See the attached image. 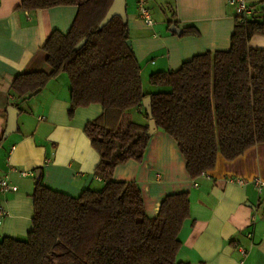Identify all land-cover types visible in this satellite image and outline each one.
<instances>
[{
  "label": "trees",
  "instance_id": "obj_1",
  "mask_svg": "<svg viewBox=\"0 0 264 264\" xmlns=\"http://www.w3.org/2000/svg\"><path fill=\"white\" fill-rule=\"evenodd\" d=\"M113 0H21L26 11L61 5L77 7L67 32L52 30L42 48L49 71L15 76L10 93L24 99L64 72L69 79L70 116L80 106L99 104L100 115L83 131L99 155L94 174L101 189L74 197L44 186L41 176L31 197L32 228L23 239L0 237V264H181L179 232L189 216L187 192L166 195L155 217L146 213L141 189L133 181L112 179L118 164L141 162L148 141V116L142 102L151 97L156 129L177 144L191 178L264 143V47L250 46L264 33L262 8L234 28L227 50L206 51L176 70L155 71L153 93L142 89L140 65L128 24L113 16L100 22ZM184 33L197 35L192 27ZM85 40L81 46L78 43ZM140 110L144 122L133 114Z\"/></svg>",
  "mask_w": 264,
  "mask_h": 264
},
{
  "label": "crops",
  "instance_id": "obj_2",
  "mask_svg": "<svg viewBox=\"0 0 264 264\" xmlns=\"http://www.w3.org/2000/svg\"><path fill=\"white\" fill-rule=\"evenodd\" d=\"M229 1L146 0L153 20L146 25L138 15L137 0H126L128 34L145 92L167 88L149 84L152 72L176 70L194 55L229 48L235 22L234 6ZM245 1L256 9L264 2ZM20 2L0 0V178L6 175L17 186L15 191L0 192V206L6 210L0 218V237L23 239L32 228L31 194L37 168L44 186L74 197L86 188L101 189L105 181L95 178L99 155L83 131L85 123L98 117L102 108L96 103L80 106L70 116L66 73L51 78L28 98L17 99L10 93L16 75L50 70L42 46L52 30L68 31L77 7L26 11L18 7ZM171 25L183 31L192 27L198 34H176L169 30ZM249 44L264 47V33L253 36ZM9 106L18 110L16 129L4 136ZM133 117L144 122L140 110ZM19 170L30 174L21 176ZM207 173L209 176L191 178L176 142L156 129L143 160L118 164L112 179L139 186L149 217L157 215L166 195L188 193L189 216L179 232L177 262L264 264V195L259 196L249 182L239 185L230 180L254 176L264 180V143L231 160L219 155ZM240 249L245 250L244 256Z\"/></svg>",
  "mask_w": 264,
  "mask_h": 264
},
{
  "label": "built area",
  "instance_id": "obj_3",
  "mask_svg": "<svg viewBox=\"0 0 264 264\" xmlns=\"http://www.w3.org/2000/svg\"><path fill=\"white\" fill-rule=\"evenodd\" d=\"M146 0H137L138 6V15L144 21L146 25H151L153 23L152 16L150 10L146 5ZM230 4L234 6V14L239 18V24H241L247 17L252 14V8L246 3L245 0H230ZM12 169H15L14 167ZM21 176L28 175V171L26 170H19ZM32 173V172H31ZM30 174V173H29ZM201 176H209L207 172H202ZM97 180H103L100 176L95 175ZM239 185H245L246 183H251L255 188L257 194L259 196L264 195V180L260 176H254L251 179H245L243 177H237L234 179H230ZM193 185H197V182H193ZM17 190V186L10 183L7 176L0 178V192L6 191H15ZM6 213L4 207L0 206V218ZM252 233H248L251 236ZM240 254L242 256L245 255V250L240 249Z\"/></svg>",
  "mask_w": 264,
  "mask_h": 264
},
{
  "label": "water",
  "instance_id": "obj_4",
  "mask_svg": "<svg viewBox=\"0 0 264 264\" xmlns=\"http://www.w3.org/2000/svg\"><path fill=\"white\" fill-rule=\"evenodd\" d=\"M263 14H264V2L261 5ZM120 16L122 18V20L124 22L127 21V17H126V0H113V3L111 5V7L109 8V10L107 11L105 17L102 19V21L99 24V27H103L104 25H106L110 19L113 16ZM263 21H264V15H263ZM169 30L171 32H174L176 34H180L181 32H183V29L178 28L176 25H171L169 27ZM85 40L83 39L82 41H80L77 45V47L81 46V44L84 42ZM128 44H131V41H128ZM144 111L146 112L147 116H148V131L147 134L148 136H151L154 131L156 130V124L154 119L152 118V112H151V97L150 96H146L143 99L142 102ZM7 111H8V119H7V124H6V128L4 131V136H7L8 134L12 133L15 131L16 129V117L18 114V110H16L14 107L9 106L7 107ZM40 174H41V170L39 168H37L35 170V183H37L40 179Z\"/></svg>",
  "mask_w": 264,
  "mask_h": 264
},
{
  "label": "rangeland",
  "instance_id": "obj_5",
  "mask_svg": "<svg viewBox=\"0 0 264 264\" xmlns=\"http://www.w3.org/2000/svg\"><path fill=\"white\" fill-rule=\"evenodd\" d=\"M147 84H146V82H144V86H146Z\"/></svg>",
  "mask_w": 264,
  "mask_h": 264
}]
</instances>
